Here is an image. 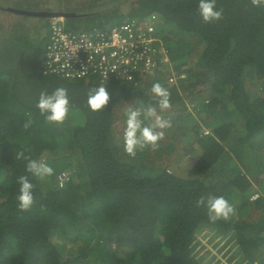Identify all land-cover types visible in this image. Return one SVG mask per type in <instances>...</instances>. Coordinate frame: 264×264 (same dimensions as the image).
Here are the masks:
<instances>
[{"label": "trees", "instance_id": "trees-1", "mask_svg": "<svg viewBox=\"0 0 264 264\" xmlns=\"http://www.w3.org/2000/svg\"><path fill=\"white\" fill-rule=\"evenodd\" d=\"M217 8L221 19L206 23L197 0H0V264H206L203 231L236 245L228 262L264 264V5L217 0ZM50 13H66L74 31L157 13L171 64L159 63L139 84L46 74ZM157 82L170 93L168 109L151 93ZM102 85L110 101L94 112L88 96ZM58 87L67 89L72 111L50 124L36 104ZM189 100L197 119L186 115ZM130 107H154L171 125L158 148L134 157L124 151ZM195 152L188 167L166 166ZM30 160L53 174L31 176ZM25 175L34 203L21 211L16 197ZM214 196L233 205L229 220H209Z\"/></svg>", "mask_w": 264, "mask_h": 264}, {"label": "built area", "instance_id": "built-area-1", "mask_svg": "<svg viewBox=\"0 0 264 264\" xmlns=\"http://www.w3.org/2000/svg\"><path fill=\"white\" fill-rule=\"evenodd\" d=\"M158 26L157 13L124 20L107 30L82 31L67 28L65 18L55 17L45 46L44 71L66 79L96 76L105 81L117 77L139 84L156 74L159 63L171 64L161 49ZM161 53L164 56L159 59ZM178 77L187 75L181 73ZM67 179L65 172L60 174L61 184Z\"/></svg>", "mask_w": 264, "mask_h": 264}, {"label": "clouds", "instance_id": "clouds-1", "mask_svg": "<svg viewBox=\"0 0 264 264\" xmlns=\"http://www.w3.org/2000/svg\"><path fill=\"white\" fill-rule=\"evenodd\" d=\"M198 13L202 20L206 23L218 21L222 17V11L217 8V0H197ZM257 5H264V0H253ZM152 95L157 99L158 106L161 110L171 107L170 93L160 83H154L151 88ZM110 101V95L105 85L94 90L88 96V106L94 111L105 109ZM41 115L50 124H62L72 111L71 102L67 89L63 87L56 88L50 94L42 92L36 104ZM126 127L124 129V151L134 157L138 150H142L147 146L153 149L158 148L159 141L163 138L162 129L170 127V122L158 115L156 108L149 107L145 110L136 107H130L126 112ZM146 120L151 123L145 124ZM31 125V120L27 121L25 127ZM209 132H205L208 134ZM198 149V148H197ZM196 153V152H195ZM20 153L18 158H22ZM26 170L33 177L44 179L53 174L54 170L46 163L36 160L28 161ZM19 194L17 195V206L21 211H28L34 203V184L27 175L19 177ZM199 204H204L201 199ZM207 213L209 220L215 222L217 220H229L234 214L233 205L223 196L210 197L207 200Z\"/></svg>", "mask_w": 264, "mask_h": 264}, {"label": "rangeland", "instance_id": "rangeland-1", "mask_svg": "<svg viewBox=\"0 0 264 264\" xmlns=\"http://www.w3.org/2000/svg\"><path fill=\"white\" fill-rule=\"evenodd\" d=\"M112 2V1H111ZM7 3H9V0H7ZM130 8V7H129ZM5 15V14H4ZM4 15H2V16H4ZM66 20V19H65ZM14 21H15V18H13V19H11L10 20V23L11 24H13L14 23ZM65 24H66V21H65ZM66 26H67V24H66ZM163 37V36H162ZM45 42V41H44ZM46 43V42H45ZM168 65H170V64H168ZM165 66H167V65H165ZM258 91H259V89H257ZM194 103L193 102H191L190 100H189V103H188V106L192 109L193 108V106L195 105H193ZM192 112H193V114H194V117L197 119V116H198V113L195 111V110H190L189 108L187 109V111H186V115L188 114V113H190V114H192ZM197 113V114H196ZM158 115H160L161 116V118H163V114H158ZM186 116H184V118H185ZM184 118H183V120H184ZM191 121H192V118L190 119V123H191ZM184 122L185 123H189V119L188 120H184ZM179 126V125H178ZM177 126V127H178ZM176 134L177 133H175V135L174 136H176ZM169 135L171 136V137H169L168 136V138L170 139V138H173V135L171 134V133H169ZM164 137H165V134H164ZM187 142V140H184L183 141V144L184 143H186ZM170 151H172V152H174V150H172V149H170ZM197 151H200V148H198L197 149ZM167 153H169V152H167ZM181 153V150H178V155ZM200 154L201 153H191V154H189L186 158H184L183 160H181L180 162L178 161V159L180 158V157H182V156H177L176 154H173L171 157L172 158H174V157H176L177 156V158H175L173 161H172V159L169 161V162H167V164H166V166L167 167H169L171 164H175L176 165V168H179L181 165L183 166V165H187V167L188 166H190V164H192L193 162H194V160L195 159H197L199 156H200ZM180 165V166H179ZM177 173H181V171H177ZM257 216V214L255 213V217ZM211 236H212V234L211 233H209L208 231H203L202 233H200L199 234V238L202 240V243H204L205 245H206V247L208 248V249H210L211 250V254L210 253H208L207 255H206V253L205 252H203V253H201L200 255H205V258H204V262L206 263V264H219V263H216V261L217 260H220V262H222V263H226V264H233V262H228V257H230V256H232V254L234 253V250L236 251V245H233V248H232V246H231V244L230 243H227L226 244V241H227V239L226 238H223V239H220V238H214V239H210L211 238ZM70 245V244H69ZM222 246H224V248H223V250L221 251V252H219V249L222 247ZM212 255H215L216 256V258L215 259H211L212 257Z\"/></svg>", "mask_w": 264, "mask_h": 264}, {"label": "water", "instance_id": "water-1", "mask_svg": "<svg viewBox=\"0 0 264 264\" xmlns=\"http://www.w3.org/2000/svg\"><path fill=\"white\" fill-rule=\"evenodd\" d=\"M12 10V9H11ZM15 12H18V13H31V12H25L24 10H21V9H16ZM36 14H40V13H36ZM50 16L51 17H63V18H67V14L66 13H50Z\"/></svg>", "mask_w": 264, "mask_h": 264}, {"label": "crops", "instance_id": "crops-1", "mask_svg": "<svg viewBox=\"0 0 264 264\" xmlns=\"http://www.w3.org/2000/svg\"><path fill=\"white\" fill-rule=\"evenodd\" d=\"M195 150H197V148H195Z\"/></svg>", "mask_w": 264, "mask_h": 264}]
</instances>
